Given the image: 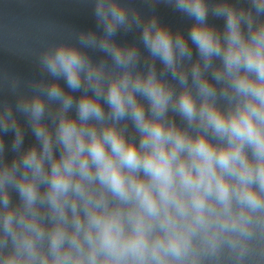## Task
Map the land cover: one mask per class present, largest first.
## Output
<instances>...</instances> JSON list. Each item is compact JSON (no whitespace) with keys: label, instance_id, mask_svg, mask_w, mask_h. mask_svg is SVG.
I'll use <instances>...</instances> for the list:
<instances>
[{"label":"clouds","instance_id":"9594fccd","mask_svg":"<svg viewBox=\"0 0 264 264\" xmlns=\"http://www.w3.org/2000/svg\"><path fill=\"white\" fill-rule=\"evenodd\" d=\"M87 3L0 70V264H264V0Z\"/></svg>","mask_w":264,"mask_h":264}]
</instances>
